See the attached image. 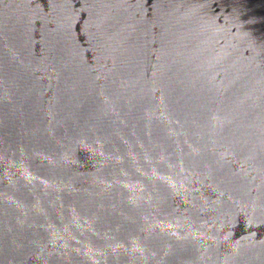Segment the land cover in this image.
<instances>
[{
    "label": "water",
    "instance_id": "95a60500",
    "mask_svg": "<svg viewBox=\"0 0 264 264\" xmlns=\"http://www.w3.org/2000/svg\"><path fill=\"white\" fill-rule=\"evenodd\" d=\"M0 264H264V0H0Z\"/></svg>",
    "mask_w": 264,
    "mask_h": 264
}]
</instances>
